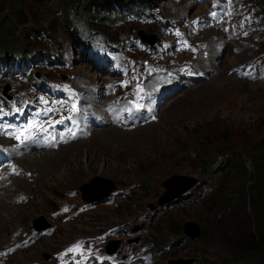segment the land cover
Segmentation results:
<instances>
[{
	"label": "rangeland",
	"instance_id": "1",
	"mask_svg": "<svg viewBox=\"0 0 264 264\" xmlns=\"http://www.w3.org/2000/svg\"><path fill=\"white\" fill-rule=\"evenodd\" d=\"M147 2L154 8L152 13L157 14L155 20L143 17L127 19L115 26L105 23L106 27L100 31L89 30V16L74 10L69 11L71 20L67 21L60 0L43 4L27 17L41 20L43 26L42 36L32 46L34 53L48 52L54 62H31L29 76L21 75L15 66H5L6 74L2 66L0 108L16 104L28 109L40 98L49 97L48 87L38 89L36 72L84 108L89 103L84 101L83 92H87L91 81L97 85L103 79L107 82L123 78L117 73L102 75L91 67L90 61L86 62L89 59L85 50L80 52L73 24L83 36H96L94 41L98 45L102 46L105 40L130 43L121 45L123 48L113 56L115 62L109 60L110 68L136 66L131 68L133 74L129 72V85L121 90L127 98L141 93L147 100L146 84L154 87L165 77L155 73L160 68L183 75L178 81L183 88L170 98L174 86L164 89L165 103L153 106L155 118L145 123L130 128L106 126L86 140L57 150L25 154L15 162L16 168L21 169L17 174L3 168L0 264H87V259L78 253L85 251L84 243L89 237L99 235L104 238L102 263L109 256L105 250L110 240L119 241L117 250L122 252L142 246L145 264H218L230 259L231 248L221 239V230L228 219L224 212L228 210L214 201L204 204L211 196L205 186L194 187L178 204L158 202L166 191L162 182L173 174L200 181L222 179L218 165L209 169L198 159L201 144L207 139L226 151L229 144L238 151L249 150L253 140L264 143V0H229L231 22L247 18L240 19L232 29V36L222 28L199 29L196 25L191 29L193 37L186 38L190 21L208 11L213 0ZM122 13L116 10L114 17ZM28 24L14 23L11 29L14 36L18 37ZM107 31L111 36L104 33ZM139 31L155 36L160 43L148 49L136 40ZM245 32L247 37H243ZM197 38L207 41L200 44V53L193 55L188 51ZM191 63L206 75L188 83L182 67L189 68ZM145 66L148 67L144 69ZM89 90L93 92L96 88ZM4 91L14 98L8 100ZM29 112L36 115L33 109ZM0 137L9 140L2 122ZM98 176L113 181L117 190L102 202H90L89 197L106 190L103 183L97 189L83 187ZM232 180L234 187L246 192L248 182L238 177ZM149 204L155 208H149ZM249 210L248 202L243 201L235 203L228 212L245 219ZM187 221L199 222L202 236L194 240L186 237V242H180L185 237L182 225ZM45 224L47 228L37 229ZM98 247L96 244L95 248ZM90 254L97 256L99 252L92 249ZM122 257L119 255L117 259Z\"/></svg>",
	"mask_w": 264,
	"mask_h": 264
},
{
	"label": "trees",
	"instance_id": "2",
	"mask_svg": "<svg viewBox=\"0 0 264 264\" xmlns=\"http://www.w3.org/2000/svg\"><path fill=\"white\" fill-rule=\"evenodd\" d=\"M55 1L58 0H0L1 59L10 60L15 54L33 52L32 46L42 36L43 26L41 20L27 17L34 9ZM60 3L67 21L71 20L69 11L74 10L82 16H89L91 28L98 31L106 27L105 23L119 25L122 18L118 15L114 17V11L133 8L132 6L141 8L150 4L147 0H60ZM105 20L108 21L104 22ZM14 23L29 24L15 37L11 31ZM71 27L76 28V25ZM104 33L111 36L109 31ZM221 155L224 156L219 159ZM198 156L209 169L212 165H218L222 177L218 181H201L200 185L211 193L204 204L214 201L219 207L229 211L235 203L244 201L248 202L250 208L245 219L231 215L228 211L224 212L228 219L221 230V239L231 248V257L218 264H264V143L253 140L249 150L238 151L229 144V150L226 151L220 146L217 148L214 141L207 139L201 144ZM237 177L248 182L245 193L233 186L232 179ZM186 195L173 204L186 199ZM185 238L183 236L180 242H186Z\"/></svg>",
	"mask_w": 264,
	"mask_h": 264
},
{
	"label": "water",
	"instance_id": "3",
	"mask_svg": "<svg viewBox=\"0 0 264 264\" xmlns=\"http://www.w3.org/2000/svg\"><path fill=\"white\" fill-rule=\"evenodd\" d=\"M140 37L147 43L153 45L159 39L155 36L151 37L148 34H145L143 31H139ZM41 77V75H39ZM101 183L105 184L106 190L103 194L99 196L89 197L88 201L90 202H102L107 199L111 193L117 190V185L113 183L111 180L102 179L101 177H95L90 182L85 183L83 187L96 189L101 186ZM200 183V179L191 176H184L179 174H173L162 182V186L166 188L165 194L159 199L158 204L166 205L176 201L177 199L183 197L190 189ZM149 208H155V205L149 204ZM48 227V224L38 226V230H43ZM183 233L185 237L190 238L192 240L197 239L202 236V226L197 221H187L182 225ZM119 241L110 240L106 246L107 251L109 253H113L118 249ZM174 263V262H173ZM172 263V264H173Z\"/></svg>",
	"mask_w": 264,
	"mask_h": 264
},
{
	"label": "clouds",
	"instance_id": "4",
	"mask_svg": "<svg viewBox=\"0 0 264 264\" xmlns=\"http://www.w3.org/2000/svg\"><path fill=\"white\" fill-rule=\"evenodd\" d=\"M264 6V5H263ZM200 183H201V181H200ZM200 183H198L196 186H198V185H200ZM196 186H194V187H196ZM193 187V188H194ZM192 188V189H193ZM191 190V189H190ZM189 190V191H190ZM188 191V192H189ZM187 192V193H188ZM112 194V193H111ZM110 194V195H111ZM185 196V195H184ZM183 196V197H184ZM173 203V202H172ZM170 204V203H169ZM61 213H63V211H61ZM49 229V228H48ZM101 236L99 235V236H95V237H89L90 239L88 240V241H86L84 244H85V251L83 252V253H78L79 254V256H82V257H88V256H90V257H92L93 258V260H94V263L93 264H101L100 263V256H101V254H102V243H104V238L103 237H101ZM90 240H92L93 242L92 243H90L89 241ZM96 244H99V247L98 248H95V245ZM76 245L78 246L79 245V243L77 242L76 243ZM92 249H96L98 252H99V254H97V256H94V255H91L90 254V251L92 250ZM130 249L129 248H127V250H124L123 252L122 251H120V250H116L115 252H113V253H109L108 251H107V248H106V254L107 255H109V256H116V257H118L119 255H124V257H122V259H118L119 261V264L121 263V262H124V261H126L127 259H129L131 256H140L139 258H141L142 256L141 255H139V254H136L135 252H132V251H129ZM132 253V254H131ZM130 254V255H129ZM122 264V263H121Z\"/></svg>",
	"mask_w": 264,
	"mask_h": 264
},
{
	"label": "snow or ice",
	"instance_id": "5",
	"mask_svg": "<svg viewBox=\"0 0 264 264\" xmlns=\"http://www.w3.org/2000/svg\"><path fill=\"white\" fill-rule=\"evenodd\" d=\"M210 15H211L213 18H215V17L217 16V13H216V12H212V13H210ZM244 35H248V33L245 32ZM135 107H136L137 110H139V109H142V108H143V105H142V104H139V103H136ZM125 110L128 111V112H131V111H132L131 108H126ZM17 111L19 112V111H21V110H20V109H17ZM72 111H73V112L76 111L75 106H73ZM152 118L154 119L155 117H152ZM68 119H71V116H69ZM57 123H63V121H58ZM50 126H51V125H50ZM35 127H37V125L34 124V123H29V124H27V125L25 126V128L22 129V130L20 131V134H19V135H16L15 138H16L18 141H20L21 143H23L25 140H27V139L29 138V136L26 135V133H30L31 130L34 129ZM42 131H47V129H42Z\"/></svg>",
	"mask_w": 264,
	"mask_h": 264
},
{
	"label": "bare ground",
	"instance_id": "6",
	"mask_svg": "<svg viewBox=\"0 0 264 264\" xmlns=\"http://www.w3.org/2000/svg\"><path fill=\"white\" fill-rule=\"evenodd\" d=\"M150 86V85H149ZM146 87V86H145ZM89 105V104H88ZM84 140H86V139H84ZM78 141H80V140H78ZM74 142H77V141H74ZM74 142H72V143H74ZM69 144H71V143H69ZM68 145V144H67ZM52 151V150H51ZM29 157V156H28ZM28 157H24V160H27V159H29ZM30 161V160H29ZM37 161V160H36ZM31 162H32V164L33 165H37L36 164V162L34 161V160H31ZM88 165H90V164H88ZM91 166V165H90ZM91 167H93V166H91ZM54 178V177H53ZM57 178V177H56ZM56 178H54L55 180H56Z\"/></svg>",
	"mask_w": 264,
	"mask_h": 264
}]
</instances>
